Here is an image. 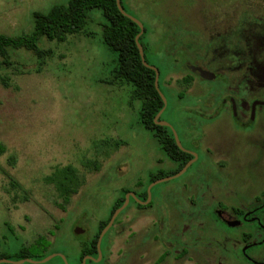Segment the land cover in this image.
<instances>
[{
    "label": "rangeland",
    "instance_id": "1",
    "mask_svg": "<svg viewBox=\"0 0 264 264\" xmlns=\"http://www.w3.org/2000/svg\"><path fill=\"white\" fill-rule=\"evenodd\" d=\"M68 1L0 0V34H27L33 27V12H47ZM122 6L150 32L148 39L156 40L152 34L158 32V43L162 33L172 28H198L206 24L204 18L211 23L209 14H220L215 17L220 24L226 19L232 29L246 30L250 37L259 29L257 18L264 16V0H122ZM88 17L83 32L65 42H39L41 51L49 52L40 69L33 53L25 50L8 51L7 68L0 59V145L5 148L0 156L1 259L16 262L20 252L43 239L52 245L43 252L30 248L26 259L38 262L61 254L67 264H79L81 244L94 235L123 192L141 197L152 177L177 168L138 123L139 102L131 101L132 88L114 82V53L102 42L104 17L98 10ZM175 50L165 52L169 59L177 56ZM162 52L157 45L146 54L150 63L166 70L162 85L169 92L168 109L162 118L172 124L183 148L197 158L180 177L151 189L148 209L138 210L141 204L129 201L106 236L103 263L157 264L165 256L162 264H250L242 256L245 246L240 237L256 226L222 225L214 214L213 199L230 209L264 194V110L257 119L258 130L237 135L230 116L223 112L216 123L204 126L200 149L191 146L184 131L191 126L183 122L180 108L193 103L189 97L200 84L193 81L179 90L184 75L193 77L183 65L156 63ZM177 87L188 97L176 99L171 88ZM201 88L213 91L216 86L207 83ZM192 129L198 139L199 126ZM205 149L210 156L202 153ZM224 160L226 171L217 166ZM69 165L84 183L65 202L45 178L55 168ZM190 211L195 212V221H187L185 214ZM157 216L167 219V238L159 233L167 241L161 244L157 232L153 239L148 234ZM260 217L264 221V212ZM75 228L84 234L75 235ZM247 257L264 264V242L249 247ZM61 261L55 257L37 264Z\"/></svg>",
    "mask_w": 264,
    "mask_h": 264
},
{
    "label": "flooded vegetation",
    "instance_id": "2",
    "mask_svg": "<svg viewBox=\"0 0 264 264\" xmlns=\"http://www.w3.org/2000/svg\"><path fill=\"white\" fill-rule=\"evenodd\" d=\"M224 15L226 16V13H224ZM216 16H220V14H209L211 23L204 18L206 24H202L198 28L176 27L165 31L162 33V36H160L161 43H158L157 35L159 34L156 31L153 32L155 34H152L156 37V40L148 39L151 35L148 30L144 29L142 34L147 37L146 40H143V44L147 50L158 45L163 51L162 56L156 60V63L164 66L175 64L183 65L186 70H189V73L193 77L190 79V75H184L182 77L183 86H180V89L178 87L175 89L171 88V90L176 93V99L182 100L188 97L186 93L177 91V89L181 90L182 87H184L182 89H187L188 87L185 85H190L193 81L200 84V89L197 90L198 92L189 97L194 100L193 103H188V105L180 108V113L184 114L183 122L186 126H191V128L186 127L184 129L187 140H189L191 146L198 149H200L199 142H202L203 140L201 132L204 126L216 123L221 118L223 112H227L230 116L232 121V132L234 135H237L240 133L244 134L252 132L253 130H258L260 127L257 119L262 110H264V16L260 15V18H257V27L259 29L250 37L247 35L246 30L232 29L231 25H227L226 19L223 21L224 24H220L219 21L215 19ZM169 49H178L174 51L177 54L175 59H169L166 55L167 53L165 52H168L167 50ZM232 65L235 66L232 68ZM195 69H200L203 72L212 74L210 76L211 79L207 80L202 78L200 75H197L194 73ZM207 83H215L216 88L213 91H206V88L202 89L201 86ZM161 90L167 104L159 120L166 121L162 118V116L168 109L167 95L169 92L165 90L162 83ZM195 115H198L202 118V120L198 121L194 119L192 116ZM170 125L172 126V124ZM192 126H199L200 137L198 139L195 138L196 134L193 133ZM202 153H205L206 156H210L209 149L203 150ZM192 158L193 157L191 156V159ZM217 166H219L218 168L226 171L228 162L224 160L223 164H217ZM263 197L264 194H260L253 197L252 200H242L238 206H232L230 209L224 202L213 199V204L216 205L214 214L222 225L229 228H239L242 227L243 224H254L256 226L254 231L252 230L248 233L244 232L240 237L242 246H245L242 250V256L250 264H262L255 263L249 259L247 257V249L264 242V221H262L260 217V214L264 212ZM130 200L132 199L130 198ZM190 204L192 207L195 205H193V202H190ZM143 207H145V205H141L140 207L138 206L136 209H148L150 206L147 205L145 208ZM126 208L124 210H126ZM124 210L115 219L116 222L114 221L112 228L116 225L119 217L124 213ZM199 212L201 211H197V213ZM194 214V211H190L189 214H185V217H188L187 221H195L196 217ZM157 217L159 220H155L152 224L155 225L158 223V225L152 226L151 224L148 227V234H151L152 236L150 239H153L155 232L158 233V238L159 233L164 236L167 235V229L165 227L167 219L165 221L161 216ZM228 224L237 225L235 227H231ZM157 233H155L156 236ZM81 234H84V232ZM92 238L93 236L88 238L81 245L88 247ZM252 239H254V241L255 239L259 240L257 242H252ZM159 240L160 244L162 241H167L161 240L160 238ZM45 242L48 243V246L46 247H44V245H36V243H33L29 248H32L37 252H43L52 245L50 242ZM102 243L103 239L101 241V245ZM101 245L100 250L102 257L99 262L100 264H104L103 262L106 250L104 249L105 246L102 249ZM164 245L166 246V243H163L162 247ZM164 254L165 252L162 253V255ZM87 256L88 255L83 256L82 259ZM164 259L165 256L162 260L160 259L157 264H162L161 261ZM61 264H63L62 261Z\"/></svg>",
    "mask_w": 264,
    "mask_h": 264
},
{
    "label": "trees",
    "instance_id": "3",
    "mask_svg": "<svg viewBox=\"0 0 264 264\" xmlns=\"http://www.w3.org/2000/svg\"><path fill=\"white\" fill-rule=\"evenodd\" d=\"M92 10L100 11L106 21V24L102 26V42L114 53V68L112 70L114 82L119 83L120 86L126 85L132 88L131 101L139 102L138 123L153 135L166 157L177 164L175 171L168 174H157L151 178L150 183L161 178L173 176L183 168L191 159V156L179 150L169 128L154 124V117L163 107V103L154 88L155 74L152 70L145 68L140 61L135 44V37L139 33V28L120 14L115 0H69L66 5L53 6L47 12H33V27L29 33L18 36L0 34V59L2 60V66L6 68L10 66L8 51L25 50L33 53V56L37 59L38 69H40L44 63V58L48 56L49 52L41 51L39 42L46 40L48 42L63 43L68 36L82 33L84 26L89 21L88 13ZM144 36L142 35L139 38V44L143 48L146 63L156 67L159 71L158 86L162 92L161 83L166 70H162L159 66L153 65L148 61L146 55L148 50L143 44ZM186 82L189 83L188 81ZM4 153L5 148L0 145V156ZM45 182L52 185L58 197L66 202L78 192L84 183V179L76 168L69 165L55 168L54 172L45 178ZM127 193L128 191L123 192L122 197L109 209L107 217L96 228L90 245L88 247L81 245L79 264L85 255L96 258L98 236L109 222L113 212L122 205L124 196ZM135 196L141 201H145L147 193L145 191L141 197L136 194ZM130 201L134 203L133 200ZM110 231L111 229L108 233ZM106 236L103 238L102 249L106 243ZM36 245H44L46 247L48 243L43 239H39ZM31 249H24L20 252L17 260L29 258L28 254ZM46 256H43V258ZM88 262L91 263L92 261Z\"/></svg>",
    "mask_w": 264,
    "mask_h": 264
},
{
    "label": "water",
    "instance_id": "4",
    "mask_svg": "<svg viewBox=\"0 0 264 264\" xmlns=\"http://www.w3.org/2000/svg\"><path fill=\"white\" fill-rule=\"evenodd\" d=\"M116 2V7L118 9V11L120 12V14L126 18H128L130 21H132L134 24H136V26L139 28V33L138 35L135 37V44H136V47L138 49V53H139V57H140V61L142 63V65L145 67V68H148L150 70H152L155 74V78H154V88L156 90V92L158 93L162 103H163V107L162 109L156 114V116L154 117V124H156L157 126H161V127H166V128H169L172 132V135H173V138H174V141H175V144L176 146L179 148V150H181L182 152H185V153H188L190 154L193 158L191 160H189L184 166L183 168L178 172L176 173L175 175L173 176H169V177H165V178H161V179H158L154 182H152L148 187H147V199L146 201H139L134 193H127L124 197V202L122 203V205L116 209L112 216L110 217V220L109 222L107 223V225L102 229V231L100 232L99 236H98V240H97V243H96V249H97V252H98V255H97V258L94 259L92 257H84L81 261V264H85L86 261H92V262H99L101 260V257H102V254H101V250H100V245H101V241L103 239V237L105 236V234L112 228L113 224H114V221L115 219L118 217V215L127 207L129 201H130V198L132 200H135L137 202H139V204L141 205H147V203L149 202V197H150V192H151V189L156 185V184H159V183H162V182H165V181H169L171 179H174V178H177V177H180L182 174H184L186 172V170L189 168V166H191V164L196 160L197 158V155L193 152H189L187 150H185L179 140V137L177 135V132L173 129V127L165 122V121H162V120H159L160 116L162 115L163 111L165 110L166 108V99L164 97V95L162 94V92L160 91L159 89V86H158V79H159V71L156 67L154 66H150L146 63L145 61V57H144V52H143V48L142 46L139 44V38L141 37V35L143 34L144 32V26L143 24L137 20L136 18H134L133 16L129 15L128 13H126L123 9V7L121 6V0H115ZM194 73H196L197 75H200L202 78L204 79H207V80H210V76L212 74H209L207 72H203L201 71L200 69H195L194 70ZM229 226L231 227H235L237 224H228ZM83 231L80 229V228H75L74 229V234L75 235H79L81 234ZM55 257H59L63 260L64 264H67V261L65 259V257L61 254H52V255H49L47 256L46 258H44L43 260L41 261H33L31 259H20L16 262H12V261H9L7 259H1L0 260V263H4V264H24V263H29V264H37V263H45V262H48L49 260L55 258Z\"/></svg>",
    "mask_w": 264,
    "mask_h": 264
}]
</instances>
